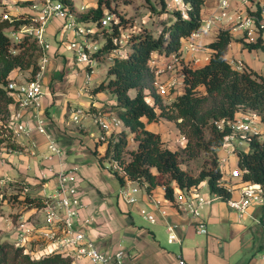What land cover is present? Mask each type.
Masks as SVG:
<instances>
[{
  "label": "trees",
  "instance_id": "16d2710c",
  "mask_svg": "<svg viewBox=\"0 0 264 264\" xmlns=\"http://www.w3.org/2000/svg\"><path fill=\"white\" fill-rule=\"evenodd\" d=\"M59 1L77 14L78 21L94 25L95 38L101 34L100 28L107 31L106 35L101 34V45L93 53L98 60L110 59L107 76L92 92H104L114 99L115 104L102 106L100 112L113 111L127 131L112 132L105 137L107 149L100 161L110 160V169L122 186L126 181L144 184L148 190L163 185L167 198L173 199V183L182 190H191L205 182L211 193L224 199L229 197L230 193L219 184L223 170L218 150L231 129L227 125L220 129L216 122L231 120L242 109L255 111L264 124V74L247 67L238 70L226 59L232 41L228 29H220L206 44L211 54L204 65L190 67L182 62V40L201 27V12L206 1L183 0V12L179 7L170 9L168 0H144L152 12L160 16L172 15V18L163 20L154 30L140 28L129 32L124 48L121 41L128 21L120 16L107 26L100 22L112 0H98L95 8L83 11L77 9L73 0ZM14 18L9 21L0 15V152L3 148L20 149L8 125L11 106L16 102L8 88L11 81H16L12 73L28 71L27 79H34L42 54L34 38L24 34L14 40L6 33L11 28L19 30L31 21L29 17ZM262 33L263 30H259L256 41L243 42L244 46L249 50H264ZM157 53L174 56V61H180L184 90L172 100L160 95L154 85L156 73L151 60ZM91 111L96 109L91 108ZM161 119L175 123L185 139L181 149L168 147L160 133L146 128V122ZM130 135L136 143L133 149L128 148ZM235 152L243 180L260 184L264 192V139L253 135L248 141V150L236 149ZM203 153L208 159L199 174L194 175L181 167L182 154L196 158ZM114 160L121 165L122 171L113 168ZM5 193L17 195L14 199L25 208L44 206L45 198L30 194L21 184H15L11 192L0 187V199L9 201ZM261 218L264 222V205ZM26 249L14 241L0 239V264H73L72 257L63 252L52 251L37 257Z\"/></svg>",
  "mask_w": 264,
  "mask_h": 264
},
{
  "label": "crops",
  "instance_id": "0c3cea01",
  "mask_svg": "<svg viewBox=\"0 0 264 264\" xmlns=\"http://www.w3.org/2000/svg\"><path fill=\"white\" fill-rule=\"evenodd\" d=\"M8 1L10 0H3V2ZM73 1L80 11H82L80 7L86 5V0H81L80 7L76 5V0ZM13 3L14 0H12L11 5ZM17 6L23 9L27 7V5ZM169 6L171 9L172 6ZM13 8H15V5L12 6ZM231 9L233 11L239 10L244 14L247 11L254 10L255 4L250 0H231ZM217 11L218 7L215 0L206 2L201 12L202 21L207 20ZM166 16L164 20L172 18V15ZM64 21L63 19H54L48 25L49 60L40 76L43 95L36 108L25 112L24 119L31 130L27 133L13 135L20 149L3 148L0 152V187H6L8 192H11L15 184H21L27 186V191L32 194L31 188L35 184H40L43 192L35 196L45 198L56 191L58 172L75 170L78 176L75 185L84 203L80 216L81 221L85 224L84 230L102 251H124V264H179L180 259H183L185 264H264L261 259L264 254V245L259 244L257 249L248 252L240 260L230 261L229 257L226 256L233 252L227 250L228 242L224 240V237L231 238L230 243L232 244V240H236V233L244 231L252 223L264 227L261 218L262 206L252 208L250 215L240 220L237 212L231 209L223 198L211 193L205 182L197 187L204 205L200 208L199 215L195 217L174 207L172 199L167 198L163 185H157L148 190L144 184L132 181L126 182L125 185L129 187L137 186L139 188L137 202L133 204L126 203L122 198L121 191L124 186H122L115 204L108 198L109 186L105 179L100 178L98 166L95 164L88 165L85 162L86 159L95 158L98 165L103 164L104 160L100 161V158L105 155L107 149L105 137L110 136L112 132L127 131V128L123 125L116 127L111 124L110 118L115 115L113 111L100 112L102 106L115 104L114 99L104 92H92L94 86L106 78L110 59L98 60L93 56V53L101 45V41L94 37V33L86 37H80L76 36L71 29H68L70 30L69 43L78 37L76 40L86 42L90 48L91 66L78 63L73 50L67 48L69 43L67 46L61 44L59 35L64 30ZM83 23L89 24L87 22ZM220 29H228L232 35V41L225 55L226 59L230 63L241 61L245 67L264 74V50H249L244 46L243 42H248L245 39L246 34L238 27L237 22H225L213 26L208 32L202 34L199 43L206 47V44L215 38ZM262 39L264 45V31ZM193 57V53L181 50L182 62L185 64ZM153 58L154 65L152 66L163 70L159 75V80L162 82H176L175 87L172 88L173 92L167 97V100H172L184 90L180 65L172 64L171 67H166L165 65L171 60L170 56L157 53L153 55ZM173 68H175L173 71H169ZM89 74H91L90 81H88ZM23 75L22 72L17 71L12 73V77L19 82L27 79L28 75L25 74V77ZM77 108H82L85 112L80 123L71 120V113ZM91 108H95L96 111H91ZM17 109V104L11 106V111ZM37 119L44 121L46 134L40 133L36 129ZM100 121L109 122V128H104ZM160 121L158 122L161 125L158 122H146V128L160 133L161 129L167 128V122ZM96 125L100 128V133L95 131L94 127ZM174 126L176 128L175 123ZM261 129H264V127L261 126ZM176 130L179 133L177 128ZM167 131L165 130L162 134ZM128 139L130 142V137ZM53 140L61 148V154H53L50 151L49 145ZM244 143L248 144V142L235 141V150H248V147L241 149ZM184 144L185 139H182L181 145L184 146ZM218 154L219 156H226L228 152L219 149ZM29 157H32L34 161L35 172L32 175L28 172L30 167L27 159ZM108 171L114 174L110 167ZM231 181L235 184L239 180L238 178H232ZM172 186L176 194L180 188L175 183ZM233 195H236V191ZM156 200L160 202L159 207L155 204ZM105 202H108L109 207L106 206ZM141 209L153 213L156 222L150 223L145 219L141 214ZM161 209H164L166 214H162ZM134 214H138L142 220L154 226V229L136 224ZM20 218L26 219V216L21 215L18 219ZM167 223L178 225L176 233L179 241L173 243L168 241ZM200 223L205 224L208 230L206 234L213 239L211 244L213 245V251L207 257L204 256V249L202 255L199 249L193 247L190 243L191 234L196 231V225ZM155 227L164 228L168 244L178 245L179 250L173 251L162 245L157 238ZM209 228H212V232L209 231ZM196 233L202 234L203 232L196 231ZM14 237L11 241L14 240ZM238 242L239 240L234 241L229 247L235 248ZM30 250L39 252L35 255L39 257L50 253L44 251V244L38 239L32 242ZM258 250L261 251L256 254L255 252ZM86 260L88 259L82 258L73 262V264H86Z\"/></svg>",
  "mask_w": 264,
  "mask_h": 264
},
{
  "label": "built area",
  "instance_id": "2783aa9c",
  "mask_svg": "<svg viewBox=\"0 0 264 264\" xmlns=\"http://www.w3.org/2000/svg\"><path fill=\"white\" fill-rule=\"evenodd\" d=\"M206 2L212 0H205ZM217 2L218 11L210 16L207 20L202 21L201 27L194 31L190 36L182 40V50L189 51L194 54V57L187 63L190 67H200L210 59V50L199 43L202 34L208 32L213 26L223 24L225 22H237L238 27L241 28L246 36L248 42H254L259 35V30L264 31V0H253L255 9L247 11L242 14L241 11H233L231 9V0H215ZM251 1V0H250ZM29 2L26 8H20L17 5ZM15 8L12 9V6ZM169 5H176L184 12L183 0H172ZM22 6V5H21ZM83 11L84 6L80 7ZM16 12V13H15ZM29 17L30 23L24 24L18 30L22 34L34 38V40L41 46L42 54L39 59V71L34 79H26L24 81H11L8 88L11 90L18 105V109L12 111L11 117L8 120V125L13 131V135L27 133L31 127L24 119L25 112L34 109L39 105L40 99L43 95L40 76L46 68L49 60L48 50L50 43L47 40V28L49 23L54 19H63L64 25L67 29H71L76 36L86 37L93 34V25H89L77 20V14L71 12L59 0H14V3L1 13V18L13 21L14 17ZM115 19L110 13H106L100 20L101 25L107 26ZM128 36L121 41H126ZM69 48L73 50L75 58L78 63L91 66L92 57L89 46L86 42L73 40L69 43ZM121 53L122 51H118ZM171 60L166 67H171L172 64H179V60L174 61V56H170ZM236 69L243 70L245 66L241 61L231 63ZM151 65H154V58L151 60ZM163 72L161 68H155L156 78L154 85L157 92L168 97L171 94L172 88L175 87V81L159 80V75ZM184 74L182 73V77ZM91 74L88 76L90 81ZM71 120L75 123H80L85 112L82 108H77L71 113ZM112 125L121 127L123 124L121 120L113 115L110 118ZM220 129L225 125L230 127L231 131L225 135L223 144L219 149L228 152L226 156H219V162L222 166L223 176L219 182L225 188L230 196L223 198L227 205L235 210L240 220L250 215V210L255 207L264 205V192L260 184L243 180V172L238 167L230 165V156L233 150L235 141L248 142L253 135L264 139V124L260 120L259 115L252 110H238L234 118L231 120H221L216 122ZM104 128H109L110 124L107 121H100ZM36 129L40 133L46 134V128L42 119H37ZM184 139V138H182ZM49 149L53 154H61V148L53 140L49 145ZM229 163V164H228ZM114 169L122 171L121 165L114 160L112 163ZM77 172L75 170H64L57 174L56 191L45 197L44 206L40 209L44 213V222L42 224H32L27 219H18L16 225V232L14 242L16 245L26 246V250L33 255L39 252L30 250L31 244L35 240H40L44 244L45 252L59 251L69 254L73 262L82 258H89L92 264H124V251L104 252L96 243L88 236L84 230V222L81 221L80 216L84 207V203L79 190L75 183L77 180ZM232 178H238L237 186L232 183ZM131 182V181H126ZM121 196L128 204L137 202V194L139 188L137 186L129 187L123 185ZM236 191V195L233 193ZM218 196V195H217ZM220 197V196H219ZM222 198V197H221ZM174 207L184 210L192 216H198L200 208L204 205V201L200 197L197 188L192 190H182L175 194L172 199ZM157 207L160 202L155 201ZM37 209V208H34ZM162 214H166L164 209H161ZM142 216L150 223L156 222V217L153 213L146 209H141ZM178 225L167 223L166 229L168 233V241L170 243L179 241L176 233ZM197 232L206 233L205 224L200 223L196 225ZM39 257V256H37ZM264 262V254L261 256ZM179 264H185L183 259L179 260Z\"/></svg>",
  "mask_w": 264,
  "mask_h": 264
},
{
  "label": "rangeland",
  "instance_id": "374dc122",
  "mask_svg": "<svg viewBox=\"0 0 264 264\" xmlns=\"http://www.w3.org/2000/svg\"><path fill=\"white\" fill-rule=\"evenodd\" d=\"M168 1L169 3L172 2V0H168ZM11 2L12 0L8 2L0 1V15L3 11H5L8 8ZM28 3L29 2H25L24 4H21V5H28ZM97 3H98V0H86V3H85L86 5H85L84 10L91 8L92 6H96ZM76 5L80 7L81 0H76ZM175 7H178V6L172 5L173 9ZM183 8L185 9V5L183 6ZM105 12L112 14L115 20H118L119 17L121 16L124 20L128 21V24L124 28L123 40L125 39L126 34H128L131 31H134V30L137 31L140 28H147V29L154 30L155 28L160 27V24H163L162 20H164V18L167 17L165 14L160 16L159 14L152 12L149 4L144 0H112L110 9L106 8ZM63 27H64V30L63 32L61 31L62 33H60L59 37L61 38V42H62L61 44L67 46V44L70 41L69 40L70 30H68L65 25H63ZM6 33L14 40H18L19 38L22 37V35H24L20 33V31L12 29V28L6 30ZM100 33L103 35L104 34L106 35L107 31L100 28ZM101 34L97 37L98 41H101ZM76 38L78 39V37ZM121 46H123L124 48L126 46V41H123L121 43ZM67 48L70 49L69 47ZM41 51H42V48H41ZM174 69L175 68L169 71H173ZM22 73L24 75L27 74L29 76L28 71H23ZM172 92L173 91H171V93ZM149 100L152 102L151 99ZM161 121L165 123L167 122L166 124L167 128L166 129L164 128L163 130L161 129V132H160V135L163 141L165 142V144L172 149H181L183 146L181 145L182 137L177 132L174 126V123L166 119H161ZM94 128L97 133H100V128L97 125ZM165 130H168V131L162 134V132H164ZM129 137L131 141L128 144V148L133 149L136 147V143L132 139L131 135ZM247 147H248V144L244 143L243 146H241V149L243 148L246 149ZM233 149L235 151L234 146L231 147V150ZM234 151H232L231 153L229 163L232 167H237V155H236V152ZM124 157L125 159L128 158V155L126 152L124 153ZM207 159H208V155L204 153L201 156L196 157V158H191L187 156L186 154H182L181 167L187 170L188 172L194 175H197L199 174L200 170L203 168L204 162ZM27 160H28V164L30 167L28 169L29 170L28 172L29 174L32 175L35 172L34 161L32 157H29ZM85 164H88V165L95 164L98 166L99 171H100V178L105 179L108 183L107 185L109 186L110 193H109L108 198H110L115 204L120 194L122 184L120 183L116 175L108 171L110 167V161L107 159H104L103 164L100 163L101 165L100 166L98 165V161L95 158H89V159H86ZM42 192H43V188L40 184H35L31 188V193L34 195L36 194L39 195ZM47 192H48V189H47ZM14 196L16 197L17 195H11L10 193L8 194L5 193V197L8 198L9 201L0 199V239H4V240L13 239L15 232H16L15 226L17 225V219L21 215H25L27 221L31 222L32 224H36L38 222L42 224L44 222V213L42 210L34 209V208H25L24 206L20 205L19 200L14 199L15 198ZM105 204L107 207H109L108 202H105ZM134 218L136 219V224L154 229V226L146 223V221L142 220L138 214L137 215L134 214ZM155 228H156L155 231L157 233V238L161 241L162 245H164L165 247L173 251L179 250L178 245L168 244L167 234L164 228H158V227H155ZM209 231L212 232V228H209ZM236 234H237V237L235 238L236 240H232V244L234 243V241L237 242V240H239L238 245L235 248L229 247L230 245H232L230 243L231 238L224 237V240L228 242L227 250L229 252H233L232 254H229V255L227 254L226 256V257H229L230 261L240 260L248 252L250 251L253 252L254 249H257L259 244L264 245V227L261 225H255L254 223H252L251 225H248L244 231L237 232ZM208 236L209 235H207L206 233L197 234L196 231H193L191 234V242H190L191 245L193 247L198 248L200 251V254L203 253V249H204L205 257H207L209 253H212L213 251V245H211L213 243V239H211ZM259 251L261 250H258L255 253L258 254ZM87 259L88 260H86V264H92L90 259L89 258Z\"/></svg>",
  "mask_w": 264,
  "mask_h": 264
}]
</instances>
